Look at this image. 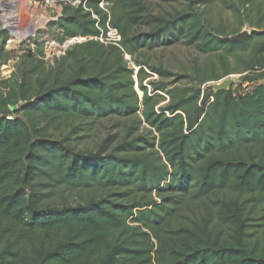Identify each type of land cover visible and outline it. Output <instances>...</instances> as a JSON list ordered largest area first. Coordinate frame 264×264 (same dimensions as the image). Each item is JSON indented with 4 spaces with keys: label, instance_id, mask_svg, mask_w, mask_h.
<instances>
[{
    "label": "trees",
    "instance_id": "1",
    "mask_svg": "<svg viewBox=\"0 0 264 264\" xmlns=\"http://www.w3.org/2000/svg\"><path fill=\"white\" fill-rule=\"evenodd\" d=\"M105 1L111 14L102 0L65 5L59 42L86 41L53 64L29 50L0 93V264H264V84L245 95L195 85L264 80V0L225 1L236 28L214 25L194 0L175 15ZM108 26L117 45L95 40ZM245 26L251 35L235 41ZM8 37L0 13V68L12 59ZM166 40L218 61L176 75L184 86L152 82L168 99L160 107L126 56ZM106 120L119 137L84 147ZM191 203L202 214L188 216Z\"/></svg>",
    "mask_w": 264,
    "mask_h": 264
},
{
    "label": "rangeland",
    "instance_id": "2",
    "mask_svg": "<svg viewBox=\"0 0 264 264\" xmlns=\"http://www.w3.org/2000/svg\"><path fill=\"white\" fill-rule=\"evenodd\" d=\"M5 3L7 7H0L1 13V28L6 30L9 34L8 40L6 42V49L10 51L12 59L6 65L0 68V93L4 94L9 91V87L13 85L16 78H12L13 74L16 73L19 62L21 61V56L28 53L29 50L35 51L37 47H42L45 53V60L49 64H53L55 57H60L65 54V51L75 43H80L86 41L85 38H79L77 40H72L67 43L61 44L59 42L60 30L55 23L60 19L63 14L64 7L67 4L75 6L80 4V0H0ZM197 5L195 8L200 12L205 14L206 17L214 24L226 22L231 27L236 28L239 21L237 18L229 11L225 9V1L229 0H194ZM237 1V0H236ZM15 2V3H14ZM147 6L150 11L154 14H170L175 15L176 13L188 9V2L186 0L169 1V0H147ZM100 7L111 14V6L102 0ZM17 11V12H15ZM15 12V16H9L8 13ZM12 17V18H11ZM45 17V18H44ZM10 20H9V19ZM37 18H44L46 20L43 27L35 31L33 35L18 42L13 35V27L16 25L18 29L28 28L33 21ZM113 29L108 26V31L104 37H110L107 34L110 33L112 37ZM148 28H141L135 30L134 34L147 33ZM243 31H248L250 34L253 29L245 26ZM242 31V32H243ZM132 33V34H133ZM105 39V38H104ZM14 42V43H13ZM140 61L141 67H137L136 61ZM218 58L215 55L203 54L198 49L192 46H187L183 41H161L158 47L154 49H145L141 54L133 58L130 55L126 56V62L131 69L135 70L136 74L141 68L144 69L147 77L144 80V85L148 87L152 95L157 94L160 96V107L165 106L168 103L166 95L162 92H154L151 85L152 82L165 83L168 86H184L189 83L188 78L178 79L177 76H184L193 74L196 68H208L212 63H217ZM161 68L168 71L173 76L170 78L161 77L156 70ZM241 75H232L222 81L212 82L205 85H197L203 91L206 90H217V85H220L224 81L233 80L234 83L230 87L232 88L236 95H245L251 91L256 86L263 85L264 80L254 83L245 84L241 81ZM136 90L138 91L140 98H142V93L139 90L138 82H136ZM15 109L13 108V111ZM116 121L106 120L100 122L97 128L95 127L91 131L85 133V143L84 147L93 148L99 144L102 140L108 136H118L120 135L119 128L115 127ZM84 135V134H83ZM204 211V206L200 203H191L187 211V215L191 217H196L202 214ZM258 213L255 214L256 218H259L261 211L259 208L256 210ZM255 223V222H254ZM260 223V222H256ZM255 223V224H256ZM257 230V229H256ZM259 230V229H258ZM261 232V229H260Z\"/></svg>",
    "mask_w": 264,
    "mask_h": 264
},
{
    "label": "bare ground",
    "instance_id": "3",
    "mask_svg": "<svg viewBox=\"0 0 264 264\" xmlns=\"http://www.w3.org/2000/svg\"><path fill=\"white\" fill-rule=\"evenodd\" d=\"M4 5H6V4L2 3L0 1V7H7ZM15 12H17V11H15ZM15 12H10V13H8V15L9 16H15V14H16ZM44 18H37V20L33 21L28 28H24V29H18V27L16 25H14V27H13L14 29L12 32H13V35L16 38V40L18 42H20V41H23L24 39L28 38L29 36L33 35V33H35V31H37L38 29L43 27V25L45 24L46 20H44Z\"/></svg>",
    "mask_w": 264,
    "mask_h": 264
},
{
    "label": "water",
    "instance_id": "4",
    "mask_svg": "<svg viewBox=\"0 0 264 264\" xmlns=\"http://www.w3.org/2000/svg\"><path fill=\"white\" fill-rule=\"evenodd\" d=\"M7 6V5H4ZM251 34L248 31H243L239 35H237L234 40L240 43L245 42V40L250 36ZM233 80H227L221 83L220 85H217L218 91H227L230 89V87L233 85Z\"/></svg>",
    "mask_w": 264,
    "mask_h": 264
},
{
    "label": "built area",
    "instance_id": "5",
    "mask_svg": "<svg viewBox=\"0 0 264 264\" xmlns=\"http://www.w3.org/2000/svg\"><path fill=\"white\" fill-rule=\"evenodd\" d=\"M112 34H113L112 37H111L110 33H108L107 35L110 36L109 38L108 37L101 36L100 38H96L95 40H100L102 43H105V44H115V45H117L121 41V36L119 35V33H118L117 30H113V33ZM75 40H77V39H75ZM78 41L79 40H77V42Z\"/></svg>",
    "mask_w": 264,
    "mask_h": 264
}]
</instances>
